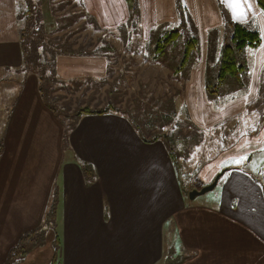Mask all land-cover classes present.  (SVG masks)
<instances>
[{
	"label": "crops",
	"instance_id": "obj_1",
	"mask_svg": "<svg viewBox=\"0 0 264 264\" xmlns=\"http://www.w3.org/2000/svg\"><path fill=\"white\" fill-rule=\"evenodd\" d=\"M42 1L44 21L52 26V3L66 0ZM69 1H78L83 17L103 33L132 29L149 44L153 32L178 26L180 20L177 0H137L138 24L132 21L127 0ZM183 1L197 28L202 55L191 80L184 83V97L205 95L211 49L219 56L224 40L222 2L234 21L261 33V45L248 53L253 83L250 100H256L264 78V11L257 0ZM236 3L244 15L234 11ZM16 9V0H0L3 71L13 66L14 59L18 68L23 67ZM55 67L64 87L89 80L105 82L113 73L109 57L102 53L61 54ZM32 79L36 105L38 94L46 105L37 76L22 78L21 86ZM200 106L196 101L192 106L199 117ZM243 111L234 117L238 119ZM55 115L49 110L38 123L28 125L38 130L36 139L35 131L32 136L42 143L39 149L28 148L25 135L13 133L12 116L3 125L0 117V264L8 263L11 249L23 235L41 230L55 191L60 222L43 228L38 234L41 243L11 264H51L55 256L61 264H162L175 243L178 264H264V186L241 160L264 149V123L250 133H237L222 148L218 160H233L235 165L223 174L228 176L218 203L210 205L192 200L191 190L181 181L180 171L187 177L195 171L183 164L180 170L165 142L143 140L126 116L84 114L66 139ZM220 171L216 162L202 165L194 175L209 184ZM58 225L60 231H52Z\"/></svg>",
	"mask_w": 264,
	"mask_h": 264
},
{
	"label": "rangeland",
	"instance_id": "obj_2",
	"mask_svg": "<svg viewBox=\"0 0 264 264\" xmlns=\"http://www.w3.org/2000/svg\"><path fill=\"white\" fill-rule=\"evenodd\" d=\"M16 1V14L20 29L22 30L27 27L26 14L29 6L24 0ZM33 1V4H40L39 0ZM41 3H43L42 0ZM32 5H30V7H32ZM177 7L180 10V16L183 15L185 18L190 15L188 6L183 0H177ZM51 11L54 17L51 20L52 26L46 23V34L48 36L54 39L62 38V40L65 41V46L71 49H79V47L87 46V48L90 47L94 50L101 46V49L109 57L113 69V73H110L108 80L101 84L93 82L92 80L85 83L82 82L80 85L73 83L74 85L70 87L63 86V88L61 87L54 93L51 92L53 89L51 84H49V86L44 84L46 100L52 102L53 95L55 94L62 97L56 105H53L54 108L56 107L55 109L58 110L61 119L67 121V114H70V112H73L81 105L84 106L83 102H85V104H90L92 107H97L99 104L100 106H104V102L106 103L109 99L108 92L111 91V88L117 90L118 94H121V96L126 93L125 95L127 96L122 99V103L119 101L121 106H133L134 98H140L143 90L149 91L155 96L169 98L178 111L175 127L178 124L182 132L177 128L178 134L176 137L174 134L173 138L167 137L166 139L164 137L163 139H166V143L172 146L176 156L175 161L179 169H182L180 164H183L185 168L190 166L189 169H193L195 172L196 169L200 168L202 165H211L216 162L221 165L220 172L233 167L235 165L233 160H218L222 148L230 144L237 133H250L252 130L259 129L263 125L264 78L263 82L259 84V96L256 100H250V96L253 93V83H251L249 79V72L242 82L237 78L229 79L224 89L220 91L221 93L213 95V97L209 96L206 92L204 96L202 93H198V98L196 99L192 96H190V98L184 97V83L186 82V85L189 83L193 69L201 62V52L197 53L195 64L186 78H184L185 74L183 72L175 73L174 71L173 74L174 68L172 64L181 62L184 59L187 39L192 37L191 29L183 31L178 47L174 45L168 46L167 54L159 57V53L157 51L155 52L154 49L158 47L160 38L166 31H162L156 38H153L152 42L149 44L146 42L147 40L143 41L132 29L122 30L116 32L114 35L103 33L89 22L91 20L88 21L83 17L84 11L78 1H71L68 3L65 1L53 2ZM180 23L184 24L179 20L178 24ZM167 29L172 30L180 28L177 26H170L164 27L162 30ZM225 29L226 26L224 27V33ZM250 50L251 49L248 50V53ZM48 55L50 56V54ZM219 57L220 56L216 55V61L214 59H212V61L218 63ZM15 63L16 60L14 59L13 66L7 65L6 71H3V67H0L1 125L6 123L8 116H12V128L15 129L13 133L25 135L28 148L39 149L42 147V143H40L39 140H33L32 136L35 131L36 139L38 130H35L33 126L28 127V125L38 123V120L41 119L44 112H49L50 110L54 114L56 113L51 106H46L41 102L39 98L40 94H38V104L36 105L33 91V84H36V82L32 79L29 83H25V87L21 86L23 83L22 78L28 77L29 75L35 77V75L25 67L18 68L17 63ZM0 66H3V64ZM4 68L6 67L4 66ZM216 71V68L212 69L213 73ZM196 76L198 77L197 74ZM117 77L118 80H116ZM97 86L102 87L98 88ZM73 87H79V89L73 90ZM171 97L174 98V101ZM195 101L201 105L199 107L201 111L200 117L195 114L196 109L192 108ZM247 103L249 104L248 107ZM68 107L71 111L66 114ZM241 109L244 110L242 116L236 119L234 115L238 114ZM56 116L57 115H55V118L58 119L59 117ZM201 117L205 120H199ZM237 121L238 125H236ZM77 123L78 121L76 124ZM61 124L63 126L65 138L67 139L70 131L66 129L63 123ZM54 130L55 132L57 131V129ZM34 141L35 146L33 145ZM248 158V160H242L245 162V170L255 175L258 181L264 186V149ZM195 172H188V177L182 171L179 172L181 181L187 189L189 188L192 190L198 188L201 190L211 184L200 181V179L197 180L194 175ZM227 176L228 174L223 175L220 179L221 182L219 181L218 185L213 190L197 196L195 201L205 202L210 205L218 203L221 186ZM56 197L57 191H55L53 195L51 204L46 213L45 222L40 226L41 228L50 229L51 227L49 225L54 224V222H52L54 219L49 220V215L52 211L54 198ZM59 222L60 207L56 213V223ZM57 230L60 231V225L52 231ZM48 235H50V233ZM166 255L169 257L162 264L179 263V250L176 243L171 247V250L167 251Z\"/></svg>",
	"mask_w": 264,
	"mask_h": 264
},
{
	"label": "trees",
	"instance_id": "obj_3",
	"mask_svg": "<svg viewBox=\"0 0 264 264\" xmlns=\"http://www.w3.org/2000/svg\"><path fill=\"white\" fill-rule=\"evenodd\" d=\"M24 1L29 8L27 9L26 14L27 27L21 30V44L24 58L23 67L30 70L32 74L38 77L39 91L45 104L53 108L66 129L69 131L70 128L72 129L75 127L76 122L79 121L80 117L84 114L115 112L126 116L134 125L135 129H137L143 140L151 142L162 139L171 156L176 159L173 148L166 143V139L167 137L173 138L174 134L176 137L178 134L177 128L182 132V129L178 124L175 127L178 111L175 109L174 103L169 98L155 96L149 91L143 90L140 98H134L133 106H121L119 101L122 103V99L127 96L125 95L126 93L121 96V94H118L117 90L111 88V91L108 92L109 99L106 103L104 102V106H100L99 104L97 107H92L90 104H85V102H83L84 106L81 105L80 107H77L73 112H70V114H67V112L71 111L68 107V110L66 111L67 121L61 119L58 110H56V107L54 108L53 105H56L62 97L55 94L53 95V101L49 102L45 99L44 87V84H47V86L51 84L53 86L51 92L54 93L64 85V82L59 79L55 72L56 58L61 54H105V52L101 49V46L97 48L94 47L96 48L94 50L90 47L87 48V46L79 47V49H71L70 47L65 46V41H63L62 38L54 39L53 37L48 36L46 34V23L40 6L38 4H33V0ZM127 1L134 16L132 21L138 24L139 9L137 0ZM65 2L68 3L70 1L66 0ZM257 3L264 11V0H257ZM30 5H32V7H30ZM220 5L223 8V13L225 15L226 29L218 63L212 61V59L216 61V55L213 52L214 48L211 49V55L207 61L205 90L211 97L220 94V91L224 89L229 79L237 78L241 80V82L243 81L250 69L248 50L258 48L262 43V36L259 30L252 29L244 23L234 21L228 16V12L222 2H220ZM180 21L184 23L178 24L177 27L180 29L158 30L153 32L152 39L156 38L162 31H166L160 38L158 47L155 48L156 50L154 49L155 52L157 51L159 53L158 56L162 57L167 54L168 46L174 45L175 47H178L183 31L191 29L192 37L187 39L184 59L181 62L172 64V67L174 68L173 74L174 71L175 73L183 72L185 74L184 78H186L195 64V57L197 53L200 52L201 44L200 38L197 34V28L192 23L190 15L185 18L183 15L180 16ZM48 54H50V56ZM214 68H216L217 71L213 73L212 69ZM116 80H118V77ZM92 81L100 84L104 83L102 80ZM97 87L101 88L102 86ZM74 89L78 90L79 88L73 87V90ZM171 98L174 101V98ZM164 137L166 138L165 140L163 139ZM84 168L85 171L88 172L86 165ZM57 206L58 196L54 198L52 211L49 215V220L54 219V221L52 220L54 224H56ZM42 229L43 228H41L39 232L31 231L23 235L19 242L11 249L7 264H11L17 259L24 257L34 247L39 245L42 238L38 237V234ZM168 257L169 256H167L166 259ZM51 264H61L58 256H55Z\"/></svg>",
	"mask_w": 264,
	"mask_h": 264
},
{
	"label": "water",
	"instance_id": "obj_4",
	"mask_svg": "<svg viewBox=\"0 0 264 264\" xmlns=\"http://www.w3.org/2000/svg\"><path fill=\"white\" fill-rule=\"evenodd\" d=\"M224 173H225V171L220 172V173L216 176V178L214 179V181H213L210 185L204 187L203 189H201V190H199V189H193V190H191V191L189 192V197L193 200V199H195L197 196L202 195V194L206 193L207 191L213 190V189L218 185L219 180H220V178L222 177V175H223Z\"/></svg>",
	"mask_w": 264,
	"mask_h": 264
},
{
	"label": "snow or ice",
	"instance_id": "obj_5",
	"mask_svg": "<svg viewBox=\"0 0 264 264\" xmlns=\"http://www.w3.org/2000/svg\"><path fill=\"white\" fill-rule=\"evenodd\" d=\"M232 6H233L234 11H238V13H239L240 15H244V14H245L244 11L240 8V5H239L238 3L233 4ZM242 159H246V157L241 158V160H242ZM241 160H237L236 162H241Z\"/></svg>",
	"mask_w": 264,
	"mask_h": 264
}]
</instances>
